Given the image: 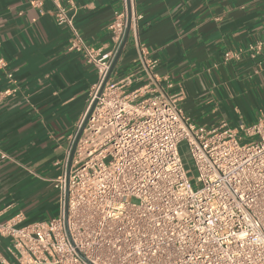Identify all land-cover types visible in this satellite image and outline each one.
<instances>
[{"label":"built area","instance_id":"2783aa9c","mask_svg":"<svg viewBox=\"0 0 264 264\" xmlns=\"http://www.w3.org/2000/svg\"><path fill=\"white\" fill-rule=\"evenodd\" d=\"M48 1L56 23L71 32L69 49L95 67L97 80L56 183L58 214L28 224L21 216L0 223L17 264H264V116L235 127L195 123L152 71L156 62L147 60L138 33L141 16L131 0H123L108 26L109 50L94 48L81 35L73 0ZM130 13V31L151 79L134 86L135 74L129 73L105 82ZM247 50H264V30ZM241 55L228 51L224 58ZM183 141L198 173L197 188L180 155Z\"/></svg>","mask_w":264,"mask_h":264},{"label":"crops","instance_id":"0c3cea01","mask_svg":"<svg viewBox=\"0 0 264 264\" xmlns=\"http://www.w3.org/2000/svg\"><path fill=\"white\" fill-rule=\"evenodd\" d=\"M73 1L81 35L94 48L109 50L108 26L123 0ZM131 5L141 16L138 33L147 60L156 62L152 71L195 123L235 127L264 116V50L255 55L247 50L262 36L264 0H131ZM52 10L48 0H0V59L6 62L0 67V223L20 216L23 224L51 218L46 210L50 199L60 198L56 183L97 80L95 67L69 49L71 32L56 23ZM228 51L242 55L225 60ZM129 73L135 74L134 86L151 79L132 31L111 76ZM5 90L12 91L4 95ZM11 246L12 239L0 235V264H17Z\"/></svg>","mask_w":264,"mask_h":264},{"label":"rangeland","instance_id":"374dc122","mask_svg":"<svg viewBox=\"0 0 264 264\" xmlns=\"http://www.w3.org/2000/svg\"><path fill=\"white\" fill-rule=\"evenodd\" d=\"M180 155L182 157L185 169L189 172V178L192 181L194 188H197V170L193 164V161L189 155L187 143L183 141L179 146ZM47 209V208H46ZM60 209V198L57 201L56 199H50L48 205L47 215L53 217L59 212ZM52 215V216H51Z\"/></svg>","mask_w":264,"mask_h":264},{"label":"water","instance_id":"95a60500","mask_svg":"<svg viewBox=\"0 0 264 264\" xmlns=\"http://www.w3.org/2000/svg\"><path fill=\"white\" fill-rule=\"evenodd\" d=\"M130 24H131V13H130L129 23H128V29H127V32H126V35H125L124 41H123V43H122V45H121V47H120V49H119V51H118V53H117V55H116L114 61H113V64H112V66H111V69H110V71H109V73H108V75H107V78H106L105 82L110 78V76H111V74H112V72H113V70H114V68H115V66H116V64H117V62H118V60H119V58H120L122 52H123V50H124V47H125V45H126V43H127V40H128L129 34H130V30H131V29H130ZM82 129H83V128H82ZM82 129L78 132L77 137H76V139H75V141H74V144H73V146H72V150H71V154H70V161H69V166H68V173H67V174H69V170H70V166H71L72 157H73V155H74V151H75V147H76L77 141H78V139H79V137H80V135H81V133H82Z\"/></svg>","mask_w":264,"mask_h":264}]
</instances>
